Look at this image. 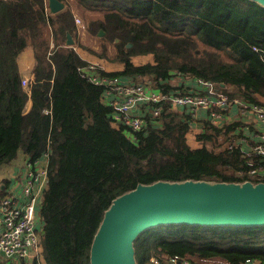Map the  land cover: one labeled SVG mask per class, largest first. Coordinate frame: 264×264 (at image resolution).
I'll use <instances>...</instances> for the list:
<instances>
[{
  "label": "trees",
  "instance_id": "trees-1",
  "mask_svg": "<svg viewBox=\"0 0 264 264\" xmlns=\"http://www.w3.org/2000/svg\"><path fill=\"white\" fill-rule=\"evenodd\" d=\"M61 1L63 8L50 13L46 0H0V165L19 151L32 169L46 157V187L35 208L45 264H90V246L105 210L139 183L264 182V171L261 177L249 174L253 167L264 168V156L231 144L238 122L215 125L203 120L201 130L192 135L195 145L188 139L193 114L186 108L166 106L157 117L148 114L146 126L135 132L115 123L111 106L103 101V87L78 70L87 61L65 45L66 33L74 36L76 24L71 4ZM75 1L80 10L101 11L87 31L94 35L102 29L101 38L115 46L114 57L106 56L104 45L99 54L123 64L108 73L147 77L164 90L171 88L165 80L176 74L207 79L229 99L261 105L260 3ZM27 47L35 60L29 93L17 63ZM142 54H150L153 62H132V56ZM27 97L31 107L24 113ZM133 249L136 264L174 255L264 263V225L158 224L138 234ZM0 264L38 262L0 257Z\"/></svg>",
  "mask_w": 264,
  "mask_h": 264
},
{
  "label": "water",
  "instance_id": "water-1",
  "mask_svg": "<svg viewBox=\"0 0 264 264\" xmlns=\"http://www.w3.org/2000/svg\"><path fill=\"white\" fill-rule=\"evenodd\" d=\"M46 1L50 13L64 6L61 0ZM254 1L264 6V0ZM73 43L67 32L65 45ZM173 223L264 225V182L188 179L139 183L114 198L105 210L90 246V264H136L133 240L138 234L158 224Z\"/></svg>",
  "mask_w": 264,
  "mask_h": 264
},
{
  "label": "built area",
  "instance_id": "built-area-1",
  "mask_svg": "<svg viewBox=\"0 0 264 264\" xmlns=\"http://www.w3.org/2000/svg\"><path fill=\"white\" fill-rule=\"evenodd\" d=\"M82 28L84 24L74 17ZM87 28V27H86ZM80 74L90 82L103 87V98L112 108V120L122 124L131 132L143 129L148 123L147 115L157 117L166 106L185 107L191 114L199 109L208 110V117L215 125L223 122V111L231 103H241L243 112H249L255 118L264 121V105L247 104L237 99L229 100L228 97L217 91L213 82L195 78L200 89L190 91L164 90L153 88V80L123 81L120 76L110 74L97 64L87 62L78 68ZM35 76L34 70L30 79L21 77L24 87L30 86ZM152 83V84H151ZM153 85V86H152ZM149 105V106H148ZM148 106V107H147ZM138 109L140 111L138 112ZM264 139V133L262 134ZM232 145H228L230 148ZM252 152L264 156V143H255ZM264 168L253 167L249 174L261 177L259 174ZM46 187V157H44L36 168L32 169L28 163L27 175L22 184V193L25 200L21 203L12 195H4L0 198V255L7 259L25 261H39L41 256V243L39 231L36 227V204L42 198L43 189ZM152 264H196L186 257L165 256L160 260L150 258ZM250 262V261H247ZM258 264H264L252 260Z\"/></svg>",
  "mask_w": 264,
  "mask_h": 264
},
{
  "label": "crops",
  "instance_id": "crops-1",
  "mask_svg": "<svg viewBox=\"0 0 264 264\" xmlns=\"http://www.w3.org/2000/svg\"><path fill=\"white\" fill-rule=\"evenodd\" d=\"M64 3V2H63ZM65 5V3H64ZM73 9V8H72ZM49 12V11H48ZM48 31L50 28H47ZM84 32L83 34H85ZM74 40L72 45L73 48L77 51L79 56L87 62H92L97 64L100 68L104 69L107 72L110 71H119L123 68V64L121 62L115 61V63H111L114 61H109L105 59H101L98 56L92 55L89 52L85 51L84 49L80 48L77 45L74 36H71ZM66 40V39H65ZM82 43V42H81ZM84 44V43H83ZM52 46V43L51 45ZM82 47V46H81ZM146 56V55H145ZM131 60L135 64H140L144 62H153L152 56H146L144 60L141 62H137L139 58L131 57ZM34 52L31 47L25 48L17 57L18 69L20 72L21 77L30 79L32 77L33 65H34ZM123 81H130V80H149L150 78L139 76H120ZM165 83L169 85L171 90H180V91H190L200 89V86L196 84L195 79L188 77L183 74H176L175 76H171L165 80ZM152 84V83H151ZM154 85V84H153ZM152 85V86H153ZM174 87V88H173ZM154 89L155 86H153ZM25 90L29 93V88L25 87ZM103 101L106 100L103 98ZM107 103V102H106ZM241 103H231L229 106L223 111V124H229L231 122H238L236 127L235 136L233 137L232 145L238 146L243 152L250 153L252 150V146L255 143H264V139L262 138V134L264 133V121L255 118L249 112H243L241 108ZM25 110L22 109L24 113H26L31 107V99L27 97L25 100ZM178 108H185V107H178ZM140 109H138V112ZM186 111H189L186 108ZM205 119H209L208 117V110L205 108L199 109L195 114L192 115L191 118V125L189 131V143L195 145L193 141V133L201 130L202 121ZM28 171V161L26 160L25 155L22 152L17 153V157L11 160L8 163H4L0 165V198L4 195H12L21 203L25 200V196L22 193V184L24 179L27 175ZM264 171V169H263ZM0 224V230H1ZM36 227H39V221L36 219ZM0 257H2L0 255ZM204 261H211L202 259ZM257 261V260H256ZM38 264H45L42 257L39 258L37 261ZM220 264H227L221 261ZM245 264H258L256 262H245Z\"/></svg>",
  "mask_w": 264,
  "mask_h": 264
},
{
  "label": "rangeland",
  "instance_id": "rangeland-1",
  "mask_svg": "<svg viewBox=\"0 0 264 264\" xmlns=\"http://www.w3.org/2000/svg\"><path fill=\"white\" fill-rule=\"evenodd\" d=\"M68 2L71 4V7L73 8L74 17H77L80 20V22L84 24V27L82 28L75 21L76 33L74 35V38L77 39L76 40L77 45L78 46L82 45V47L81 46H79V47L84 49L85 51L89 52L92 55L98 56L101 59L109 60L105 57L99 56V54L104 52V49H103V45H104V48L106 51V56L109 58L114 57V55L116 53L115 46L112 43L106 42L104 39L101 38V36L104 34V32L102 34H99V30H100L99 29L98 32L93 35V34H89L87 31V28H86L89 26L90 20L98 17L101 14V11H98V10H85V11H83V10H80L78 8V5L76 4L75 0H68ZM84 32H86V33L83 34ZM128 46H130V45L127 43V47ZM145 55L150 56V54H142V55H134L133 57L139 58V60L137 62H141L146 57ZM109 61H114L111 63H115V60H109ZM136 81H142V80L139 79ZM214 85H215V83H214ZM222 94H224V93H222ZM259 97H260V101L262 102L261 105H264V97L263 96H259ZM234 99H237V98H234ZM229 100H233V99H229ZM237 101H238V99H237ZM239 101H240V99H239ZM189 258L190 257H187V259H189ZM191 259L196 264H220L221 263V261H219L218 259H206V260H211L209 262L204 261L202 259H198L196 257H192ZM191 259H189V260H191ZM224 263H227V262H224Z\"/></svg>",
  "mask_w": 264,
  "mask_h": 264
}]
</instances>
